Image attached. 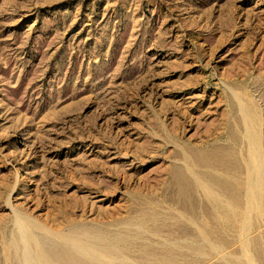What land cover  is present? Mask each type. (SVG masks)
Segmentation results:
<instances>
[{
    "label": "rangeland",
    "instance_id": "1",
    "mask_svg": "<svg viewBox=\"0 0 264 264\" xmlns=\"http://www.w3.org/2000/svg\"><path fill=\"white\" fill-rule=\"evenodd\" d=\"M215 150L242 164L240 197L264 189V0H0V264L25 220L44 250L96 227L176 264H241L246 221L264 264V210L217 225L197 185L176 195L177 171L224 176L196 161Z\"/></svg>",
    "mask_w": 264,
    "mask_h": 264
},
{
    "label": "bare ground",
    "instance_id": "2",
    "mask_svg": "<svg viewBox=\"0 0 264 264\" xmlns=\"http://www.w3.org/2000/svg\"><path fill=\"white\" fill-rule=\"evenodd\" d=\"M233 135H232V137L234 138L236 135L235 136H233ZM248 137H249V139L247 138L248 141L252 144V147H251L252 150L249 153L250 157H249V161H248L249 164L248 165H251L252 168H254L256 170L257 165H258L257 161H259V158H258L259 156L257 154L256 147L254 146L256 138H254L252 135H250ZM236 139L237 138H235V142L237 141ZM228 156L232 161L235 159L234 152H229ZM226 160H228V158ZM226 160H225L223 154H220L217 150L212 151V152H205V153L197 155V157H196V161H197L198 165L200 167L202 166L201 168L205 167L207 169L210 166H216V167L222 169L221 170L222 175H224L225 177L224 176L215 177L211 180V182L213 183V185L220 188V190L223 191V194H225L227 196V198H225L226 196L224 197L225 198L224 200H226V201H223V198H221V196H223V195L219 196V195L213 193V190H212L213 185L210 186L208 183L202 182L200 179L196 178L195 176H192V175L188 176L183 171H177V172L173 173V178H174V182L176 185V192H177L176 195L181 197L180 200H182L183 198L186 197L185 198V201H186V199L189 198L192 194L194 195L195 194L194 193L195 185H197L198 188L200 189V191L202 192L204 198H206L209 207L211 208V209L206 208L207 209L206 213H205V211H203V213H205L206 216H210L212 218L211 219L209 217L211 220L214 219L215 220L214 222H216L217 225H219L223 221L224 224H227V225L230 224L233 226L234 221L238 218V216H242L243 217V218L241 217L242 219H246V217L249 218V216H247V215L250 211L251 212L254 211V213H255V212H259V211L264 210V189H263L262 185L260 184L261 183L260 180L258 178H255L250 183L248 192H245V194L247 196L245 198L243 196H242L243 198L240 197V195H242V192H243V186L247 182V180L242 181V179L240 178L241 176L239 175V173H241V171H242L240 169V165H242V164L241 163L238 164L237 161L232 162L230 160L232 162V164L227 165ZM237 160L239 161L240 159H237ZM241 160H242V158H241ZM230 170H231V172H230ZM243 170L245 171V169H243ZM221 171H219V173ZM245 172H242L243 175H245ZM199 194L201 195V193H199ZM179 197H178V199H179ZM194 198L195 197H193V199ZM196 202H198V201H196ZM151 210H153V209H151ZM141 213H142V211H141ZM148 213H150V214H148ZM148 213H146V211H145V214H148V215H142V216L143 217L147 216L150 219L152 217L151 221L154 222L153 216L155 213L154 214H152V212H148ZM142 214H144V213H142ZM147 217L145 219H149ZM250 217H251V215H250ZM248 218L246 220H248ZM175 219H177V218H175ZM194 219H196V218H194ZM205 219H207V218H205ZM140 220H141V223H138V225H137V226H139V229L142 228L143 223L146 222V221L142 222V221H144V219H140ZM25 221H23V222L21 221V222H19V224L17 222V224H18L17 225L18 226L17 231L18 232L12 238L10 243L8 244L7 253L4 254L5 255L4 258H5V261L7 264H176L177 259L175 260V258L177 256H178L177 258H179L181 256V255L176 256V254L173 253L172 250L166 249V246H165V248H160L162 250L164 249L163 251H160V250L157 251L158 249L153 250V249H150V248L145 247V246L142 247L139 245L140 243L138 245L133 244L130 237H129L130 235L128 233L126 234V231H125V233H122V234L121 233L120 234H113V232L112 233L106 232L105 230H102V228H96V227L95 228L92 227V228H88V229H83L82 227H80V228H76V229H71L66 234L65 233L61 234V235L59 234L58 236H55V237L52 236V237H54V239L52 238L53 241H50V243L48 244L49 245L48 248L46 250H44V249H42V247L40 245L41 243L38 245V243H39L38 239L36 241L33 238V236L30 234L31 231H29V229L32 228V230H33V229H35V227H33V225H30V222L28 224L27 221H26V223H25ZM128 221H130V220L128 219ZM131 221H133V220H131ZM242 221H240L241 225L243 223ZM125 223L128 224V222H125ZM222 224L223 223H221V225ZM214 225H216V224H214ZM246 225H247V223H246V221H244V223H243L244 228L241 229L239 226V229H241V230H239V231H241L240 232L241 238L239 237L241 239V243H240V241H238V242L241 244V245L240 244L239 245H240V248L242 246L243 250H242V258L240 259L241 262H240V260H238V261L241 264L243 262H244L243 264H252L253 262H251V258H249L250 256L246 253V248L248 249L247 246H249L248 244L250 242L248 239L249 237L247 238L246 232H247V226L248 225L247 226ZM206 227H208V226H206ZM208 228H207V230L205 228L203 229L204 233H201L202 231L200 232V234H202V235L201 236L199 235L201 237V239H199V241L201 242L202 245H203V243L208 244V245H206V244L205 245L209 246V247L212 245L217 246L218 244L215 245V243L212 244V243L208 242V239L210 237L212 238L213 237L212 235H214L210 231L212 229L208 230ZM240 234H238V236ZM150 235H151V233H150ZM222 237H223V235H222ZM222 237L219 236L220 241H219L218 237H216L219 241V244L224 243L223 241L226 240L224 238L225 236L223 238ZM216 238H214V239H216ZM226 241H228V240H226ZM234 241H235V239H234ZM227 244L225 247H227ZM229 244H230V242H229ZM230 245H232V244H230ZM34 246H35V248H34ZM194 246H196V245L194 244ZM197 247L191 248V249H193V251H196ZM201 248H203V246ZM217 248L218 247H216V248L210 247V250L212 251V249H216L217 250L216 252H218ZM254 248H255V254L257 256H259V258H263L264 249L262 250V247L260 248L258 245L254 246ZM219 249H222V248H220V246H219ZM216 252L214 251V253L217 255ZM221 252L219 250L218 254L220 255L223 253V252L222 253ZM190 253L192 254L191 251H190ZM201 253H199V254H201ZM195 255L192 254V256H195ZM221 256H217V257H221ZM224 256H226V255H223V257ZM187 258H189V257H187ZM193 261L194 260H192V263H193Z\"/></svg>",
    "mask_w": 264,
    "mask_h": 264
}]
</instances>
